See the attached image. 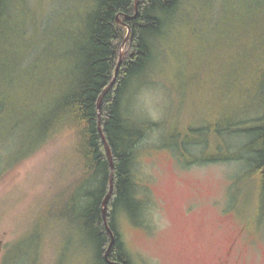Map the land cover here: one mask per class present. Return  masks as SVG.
<instances>
[{"label":"rangeland","instance_id":"obj_1","mask_svg":"<svg viewBox=\"0 0 264 264\" xmlns=\"http://www.w3.org/2000/svg\"><path fill=\"white\" fill-rule=\"evenodd\" d=\"M93 2L17 0L3 15L11 30L6 26L0 40V264L14 243L12 264H99L70 217L77 160L70 143L55 137L33 153L43 141L30 143L39 128L34 121L55 102L45 93L68 69L50 62L45 48L71 43ZM263 18L264 0H181L178 21L158 38L154 62L134 81L128 103L152 127L134 168L141 215L117 218L132 264H216L235 242V264H264V176L249 161L243 130L264 115L251 103L249 74L264 63ZM34 65L40 86L26 109L30 98L21 87ZM226 118L233 131L200 136L211 141L209 155L219 144L242 158L205 160L206 143L190 149L191 160L182 156L177 147L190 124L203 128ZM198 228L204 238L196 237Z\"/></svg>","mask_w":264,"mask_h":264},{"label":"trees","instance_id":"obj_2","mask_svg":"<svg viewBox=\"0 0 264 264\" xmlns=\"http://www.w3.org/2000/svg\"><path fill=\"white\" fill-rule=\"evenodd\" d=\"M16 1L0 0V40L6 26L11 30L10 21L3 15L5 11L13 9ZM180 7L181 0H94L88 8L86 21L82 20L84 14L79 17L71 43L60 49L56 44L45 48L47 55L54 56L50 62L63 66L60 70L68 69L57 80L54 89L44 95L49 99L54 95L55 102L47 105L48 111H44L43 118L34 121L39 128L30 143L43 142L31 153L55 137L64 138L70 143L77 159L70 189L74 214L71 213L70 217L91 240L99 264H110L105 259L111 234L104 221L103 201L110 189L112 171L99 122L101 120L114 161V187L108 199L107 215L115 233V242L109 258L132 264L129 251L117 230V218L121 212L127 213L134 221L141 215L144 202L138 196L134 168L138 145L152 126L146 123L145 116L137 113L140 110L136 104L130 107L129 91L134 81L143 78L150 69L155 60L156 41L160 36L164 37L170 23L178 21ZM118 17L130 27V33L128 26L119 22ZM259 21L264 24V18ZM82 24L83 27L80 26ZM13 47L10 40L8 50L11 53ZM10 66L13 76L15 70ZM35 69L34 65L26 73V88L21 87L30 98L24 106L26 109L31 107V100L40 86H35L38 79ZM249 74L254 80L250 91L251 103L256 100L259 103L257 109L264 111V63L253 64ZM260 120L258 124L243 130L249 137V161L254 163L256 172L264 176V115ZM230 125V118H226L224 123L211 121L203 128L190 124L188 133H185L177 148L187 160L193 158L190 149L200 143H206L203 150L205 160L240 159V155L224 153L219 144L214 147L215 153L209 155L207 151L211 141L203 140L200 136L202 132L216 135H221L224 130L231 132ZM59 216L65 217L63 214Z\"/></svg>","mask_w":264,"mask_h":264},{"label":"water","instance_id":"obj_3","mask_svg":"<svg viewBox=\"0 0 264 264\" xmlns=\"http://www.w3.org/2000/svg\"><path fill=\"white\" fill-rule=\"evenodd\" d=\"M118 20H119V22H122V20H120V18L118 17ZM122 23H124V22H122ZM125 24V23H124ZM125 25H127V24H125ZM128 26V25H127ZM128 28H129V33H130V27L128 26ZM101 102V101H100ZM99 108L101 109V104H99ZM101 112V111H100ZM99 129H100V132H101V134H102V137H103V140H104V142H105V146H106V150H107V153H108V156H109V159H110V161H111V169H112V171H111V176H110V189H109V191H108V193H107V195H106V197H105V199H104V201H103V216H104V221H105V224H106V227H107V230L109 231V233L111 234V242H110V244H109V246H108V248H107V250H106V252H105V259L107 260V262L108 263H110V264H123V263H120V262H115V261H112V260H110V258H109V253H110V250H111V248H112V246H113V244H114V242H115V233H114V231H113V229L110 227V225H109V221H108V215H107V203H108V199L110 198V196H111V194H112V192H113V187H114V185H113V169H114V161H113V153H112V149H111V146H110V144H109V142H108V140H107V138H106V136H105V134H104V131H103V128H102V122H101V120H100V122H99Z\"/></svg>","mask_w":264,"mask_h":264},{"label":"flooded vegetation","instance_id":"obj_4","mask_svg":"<svg viewBox=\"0 0 264 264\" xmlns=\"http://www.w3.org/2000/svg\"><path fill=\"white\" fill-rule=\"evenodd\" d=\"M203 228V227H202ZM202 228H198L200 231H201V234L198 235L197 234V238L200 239V238H204V233H202ZM198 229H196V231L198 232ZM201 242H205V241H201ZM2 240H0V249H2ZM15 244L14 243L11 248L9 249L8 253H6L3 257V264H12V259H13V250H14V247H15ZM235 245H236V242L235 243H232L230 244V246L228 247L226 253L224 255H217V260H216V264H235V261H233L232 259V254H233V251L235 249ZM199 264H212L210 263V260L206 259L205 261L204 260H201V262H199Z\"/></svg>","mask_w":264,"mask_h":264}]
</instances>
